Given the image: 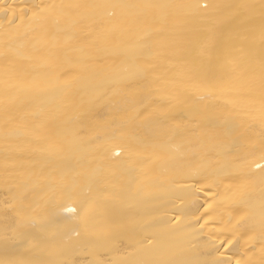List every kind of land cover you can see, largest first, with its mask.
I'll use <instances>...</instances> for the list:
<instances>
[{"label": "bare ground", "instance_id": "6f19581e", "mask_svg": "<svg viewBox=\"0 0 264 264\" xmlns=\"http://www.w3.org/2000/svg\"><path fill=\"white\" fill-rule=\"evenodd\" d=\"M0 264H264V0H0Z\"/></svg>", "mask_w": 264, "mask_h": 264}]
</instances>
